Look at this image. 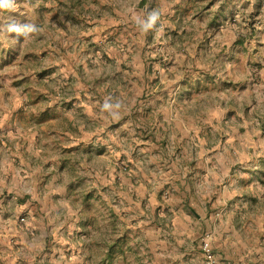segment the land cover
<instances>
[{
    "label": "rangeland",
    "instance_id": "obj_1",
    "mask_svg": "<svg viewBox=\"0 0 264 264\" xmlns=\"http://www.w3.org/2000/svg\"><path fill=\"white\" fill-rule=\"evenodd\" d=\"M152 12L158 19L149 26ZM12 24L19 33L8 31ZM83 106L88 118L106 119L89 125L102 130L58 153L50 139L67 138L64 120L67 134L82 137ZM0 113L18 130L0 131V145L18 143L14 166L24 172L12 181L32 175L18 200L39 197L44 209L16 210L19 226L34 225L20 264H201L204 237L215 264L227 236H244L249 251L263 248L264 0H13L0 9ZM34 131L45 153L30 145ZM64 157L100 171L75 179L71 194L72 217L96 216L100 230L38 224L63 216L55 200L62 195L45 201L43 192L60 182ZM158 170L148 196L145 178ZM92 179L96 196L79 193ZM133 179L139 202L127 185ZM183 180L193 187L179 194ZM149 236L152 253L143 245ZM0 255H10L2 241Z\"/></svg>",
    "mask_w": 264,
    "mask_h": 264
},
{
    "label": "crops",
    "instance_id": "obj_2",
    "mask_svg": "<svg viewBox=\"0 0 264 264\" xmlns=\"http://www.w3.org/2000/svg\"><path fill=\"white\" fill-rule=\"evenodd\" d=\"M79 112L83 113V111H86V113L84 114V122L86 123V127H84L82 125V137L80 138H76L73 137L70 133L67 134L69 132V129L67 128V126L72 127V124L70 123V121H63L64 122V132L62 133L63 135H66V139L62 140V141H57L56 139L53 140L50 139L53 144L55 145V147H57L59 150L57 151L58 153L61 152V149H80L83 146L87 145V143L89 142L88 139L91 138V135L93 134L92 131H97V130H102V128L98 129L97 127H92L91 130L89 129V125L93 126L94 122L96 121L98 124L100 123V121L106 120V119H101L100 116V120L98 119L99 117H97V115H95V119H90L87 117L89 113V110L87 109V106H83V107H79ZM47 113H50L49 111H46ZM55 112V111H53ZM14 113V110L11 111H6L5 112V116L6 114H8L9 116ZM43 113V112H41ZM1 114V113H0ZM97 114V113H96ZM95 120V121H94ZM5 118L2 117V119H0V131L7 129L8 131L11 130H17V128L12 129L10 126H7L5 124ZM75 123H80L78 121H75ZM40 126V125H38ZM15 127V126H14ZM102 127V126H100ZM95 128V130H93ZM42 128H39L38 131L40 132ZM2 131V132H4ZM103 132V131H102ZM18 134V133H17ZM30 141L32 142V144L30 145H34L35 148H37V153H45L46 150L43 149L44 145H48L45 144V141H41V137L39 134H37V131H34V133L30 134ZM13 137V136H11ZM14 138V137H13ZM98 140L94 141L97 142ZM17 142H19V138L17 140ZM35 143V144H33ZM49 143V142H48ZM27 144V143H25ZM16 145H18V143H16ZM14 146V143L12 146H6V144L1 143L0 145V241L3 242V244L7 247L9 254L7 256H3L0 255V264H5L7 263V261H14L16 264H20V261H22L23 259V251L24 248H31L32 246H34V244H31L32 242V238H30L28 240V243L25 242V240L28 238L27 235L29 233H31L32 230H34V225H25L24 229L22 226L18 225L17 220L19 218H22L20 215L21 213L18 212L17 213V209L20 210L22 207H27L29 209H33L34 212L38 211L42 212L44 211V209L42 207H40V203L41 200L39 197L34 198L33 200H31L32 202L28 204L27 199L25 200V202H23V198H21L20 200H18L19 197H21L23 195H26V193L23 190V184H22V180H26L29 177H32L31 174L27 175V178L24 177L21 180V184L20 185H16L17 182H14L12 180H16L18 178H20V176H18V174H22L24 172V170L20 167V166H14V163L16 161V158L14 156L18 155L19 153L16 150L17 146ZM31 147V146H30ZM29 146H25L24 143L21 144L20 148H24L25 150H28L30 148ZM57 153V154H58ZM13 156V157H11ZM101 158H99V162H102L103 160V156H99ZM208 157V156H207ZM58 159V158H57ZM61 159V158H60ZM66 158H62V162H63V171L61 172V177H60V182L56 184V187L54 188V190L52 189H47L43 192V195L45 196L44 200H51V198H59L61 195L62 197L59 199H55L57 204L60 205V203H63V206H60V211L63 212V216L62 218L58 217L56 220L55 219H50L49 217L43 219V217L38 219V224L41 226L43 225L44 222H46V224L51 227L57 225V226H63V227H68L69 231H73L74 228H77L78 226H81L83 228H87L90 231V226L93 227V229H97L99 228L100 230V222L98 220H96V216H92L91 214H84L83 212H80V219L76 217H72L73 216V207H72V197L71 194L73 192L74 188V180L75 179H81L84 178L83 180H85L86 178L90 177H94V178H98L100 175V171L97 167H92L90 164L86 165L87 162L83 161L80 162L81 166L83 165V167L78 168V164H72V163H68L67 160H65ZM23 161V157H21L19 159V162L21 164V166L23 165V163H21ZM58 165H60V162L57 161L55 162ZM34 164V163H33ZM71 167H75V172L71 175H68L69 170H71ZM173 169L175 168V166L172 167ZM52 168L50 167L49 170L46 171V173H49V178L51 179V181L48 182V184L50 186H52V181L55 179L57 173L56 172H51ZM40 171L42 172V169H33L31 171V173L36 172V176H38L40 174ZM161 170H158L155 173H150L149 177H146L145 179H147L148 184L145 183V185H149V190L147 192L148 196L153 195L156 191H157V187H159L158 183L156 184V174H160ZM208 171V170H207ZM22 172V173H20ZM27 172V171H26ZM162 172V171H161ZM170 172V170H167L165 172L166 175H168ZM140 175H143V172H140ZM101 177L103 178L104 176L101 175ZM151 181H150V180ZM91 187L87 186L84 189H79V193L81 194H85V191H87V189H92L94 191V197L96 196V190H97V181L94 183L93 179L90 182ZM161 184V183H160ZM190 184V185H189ZM22 185V186H21ZM135 193H137L136 198L138 196L139 200H136V202H139L140 199L142 200V198L144 197V194L142 195H138L139 194V188L141 184H136L135 183V179H133V181L128 182L127 184ZM158 185V186H157ZM183 185V186H182ZM181 191L179 194H186V191H188V189L192 188V182L189 181H181ZM46 187V186H45ZM130 190V189H129ZM149 191H151V193H149ZM78 193V192H77ZM142 193H146L144 192V190L142 189ZM28 194V193H27ZM24 197V196H23ZM35 202V203H34ZM136 202H132V205H137ZM26 203V205H25ZM39 204V206L37 205ZM37 206V209H36ZM35 215V214H34ZM124 215V214H123ZM33 216V213H32ZM38 216V215H37ZM46 217V215H45ZM133 225H128L126 224L124 229H128L129 227H132ZM131 229V228H129ZM96 232V231H95ZM91 234L94 232H90ZM244 233V232H243ZM88 235H86V240L85 241H89V239H87ZM92 240V239H91ZM99 239L95 238V242H98ZM257 241V239H255ZM145 241H147L148 243H144V248H145V252H149L152 253L153 251V247H154V242L153 240L151 241V238L149 236V238H145ZM25 242V243H24ZM161 245L164 246V242L160 241ZM163 243V244H162ZM13 244L15 245H19L18 248L15 249V252H13ZM27 244V245H26ZM213 246H215V243L212 244ZM247 245V240L244 238V236L237 238V239H230L228 238V236L226 238H224L223 240V244H222V248L217 249V252L215 255V259H218V264H264V246L263 248L259 251V249H251V251H249L248 249L245 248V246ZM199 247V246H198ZM72 251V253L76 252V254H84V251L82 249V247H78L77 249L75 247H72V245H70L69 247ZM200 250V247L198 248ZM201 251V250H200ZM255 251V255H256V259H252L251 255L253 256V253ZM256 251L259 252V254L256 253ZM14 255V256H13ZM155 255V254H154ZM78 257V256H77ZM201 257H202V262L201 264H205V258L201 252ZM33 258V257H31ZM82 259V256L80 257ZM5 261V262H4ZM23 262V261H22ZM21 262V264H22Z\"/></svg>",
    "mask_w": 264,
    "mask_h": 264
},
{
    "label": "clouds",
    "instance_id": "obj_3",
    "mask_svg": "<svg viewBox=\"0 0 264 264\" xmlns=\"http://www.w3.org/2000/svg\"><path fill=\"white\" fill-rule=\"evenodd\" d=\"M12 5H13V0H0V9L10 8V7H12ZM157 19H158V13H156V12L150 13V15H149V21H150L149 26L153 25ZM8 31L19 33L20 28L18 26H16L15 24H12V25L8 26Z\"/></svg>",
    "mask_w": 264,
    "mask_h": 264
},
{
    "label": "built area",
    "instance_id": "obj_4",
    "mask_svg": "<svg viewBox=\"0 0 264 264\" xmlns=\"http://www.w3.org/2000/svg\"><path fill=\"white\" fill-rule=\"evenodd\" d=\"M20 221H23V219L21 218ZM199 247L205 258V264H215L213 255H212L211 246H210V243L207 237H204L200 240Z\"/></svg>",
    "mask_w": 264,
    "mask_h": 264
}]
</instances>
